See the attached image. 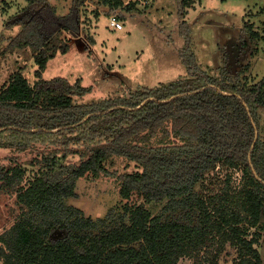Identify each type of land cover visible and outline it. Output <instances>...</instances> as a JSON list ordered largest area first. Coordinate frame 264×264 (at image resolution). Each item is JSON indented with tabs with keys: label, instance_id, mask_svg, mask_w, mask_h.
I'll use <instances>...</instances> for the list:
<instances>
[{
	"label": "trees",
	"instance_id": "obj_1",
	"mask_svg": "<svg viewBox=\"0 0 264 264\" xmlns=\"http://www.w3.org/2000/svg\"><path fill=\"white\" fill-rule=\"evenodd\" d=\"M25 1V12L16 20L20 30L2 54L28 49L35 68L32 82L17 70L0 87V148L17 154L31 149L38 157L25 161L36 167L27 181L17 157L0 167V191L16 193L23 206L0 234V261L179 264L185 258L192 264H218L222 254L233 252L232 264H263L257 246L264 237V126L259 113L264 77L251 83L249 66L243 64L247 50L250 57L257 54L261 40L252 26L244 24L236 71L224 51L217 73H208L197 63L185 20L196 0H177L184 39L179 56L187 75L152 89L78 104L75 98L86 92L79 81L45 80L43 73L57 54L68 52L64 34L79 32L85 0H73L66 15L57 14L47 0ZM99 1L110 9L123 5L122 0ZM132 8L130 3L125 10ZM67 153L79 155V164L65 163ZM114 157L136 167L117 177L120 198L142 202L125 206L114 222L68 221L74 212L64 202L75 196L76 182L87 175L113 176L106 164ZM220 172L223 179L215 193L195 191L207 178L213 185L212 177L219 180ZM164 202L152 215L148 206ZM99 223L109 229L92 234ZM56 229L64 230V236L53 237Z\"/></svg>",
	"mask_w": 264,
	"mask_h": 264
},
{
	"label": "rangeland",
	"instance_id": "obj_2",
	"mask_svg": "<svg viewBox=\"0 0 264 264\" xmlns=\"http://www.w3.org/2000/svg\"><path fill=\"white\" fill-rule=\"evenodd\" d=\"M142 1H148L143 6ZM56 7L59 15H66L73 0H47ZM123 5L110 9L99 0H85L80 6V26L77 34L65 33L69 50L57 54L49 61L43 73L45 80L64 77L71 83L79 81L86 92L76 97L78 104L92 103L102 99L120 97L135 92L140 88L152 89L169 84L187 75L179 51L184 46V39L179 34L177 0H122ZM133 8L125 10L128 4ZM125 4V5H124ZM25 0H0V87L6 83L13 72L21 70L30 82L34 64L28 49L15 50L2 54L10 40L18 33L20 26L16 20L25 12ZM117 12L123 22L122 31H112L108 27V18ZM186 22L190 28L192 50L200 68L208 73H217L221 65L223 52L229 54L233 72L237 66L234 60L238 54V44L244 29L249 23L259 34L257 54L243 60L249 66L248 79L252 82L264 77V0H196L187 9ZM261 123L264 126V108L259 109ZM263 135V132H262ZM56 147V146H55ZM54 147V148H55ZM53 149V146L51 147ZM59 154L64 151L60 148ZM75 149V148H74ZM40 150H43L40 147ZM47 151V150H45ZM15 150L0 148V167L12 164L14 157L19 159L25 169V181L32 177L36 167L25 161L37 156L33 150L17 154ZM81 157L67 153L65 163L79 164ZM113 176L94 178L87 175L76 182L75 196L65 200V205L74 212L73 217H82L97 222L105 219L117 220L125 206L134 207L142 201L131 198L122 200L119 196L120 181L117 177L136 170L135 164L125 158L114 157L106 164ZM220 169L215 170V174ZM211 176V174H210ZM220 179L212 177L196 185L195 191L215 193ZM240 172H234L233 181L238 183ZM23 182V185L25 184ZM204 187H207L205 189ZM211 189V191H210ZM165 202L148 206L152 215L158 214ZM22 205L18 203L16 193L0 191V234L9 229L21 214ZM69 210V212H70ZM79 211V212H76ZM86 229V228H83ZM99 229H109L108 224L99 223L92 234ZM65 231L56 229L53 237L64 236ZM264 264V237L257 246ZM232 252L222 254L218 264H232ZM0 264H3L0 261ZM179 264H192L188 259H181Z\"/></svg>",
	"mask_w": 264,
	"mask_h": 264
},
{
	"label": "built area",
	"instance_id": "obj_3",
	"mask_svg": "<svg viewBox=\"0 0 264 264\" xmlns=\"http://www.w3.org/2000/svg\"><path fill=\"white\" fill-rule=\"evenodd\" d=\"M148 1H142L141 4L143 6L147 5ZM125 5V4H124ZM117 12L115 14L110 15L108 18V27L112 31H122L124 29L123 22H121L117 17Z\"/></svg>",
	"mask_w": 264,
	"mask_h": 264
},
{
	"label": "crops",
	"instance_id": "obj_4",
	"mask_svg": "<svg viewBox=\"0 0 264 264\" xmlns=\"http://www.w3.org/2000/svg\"><path fill=\"white\" fill-rule=\"evenodd\" d=\"M186 17H187V14H186V16H185V20H186ZM111 30V29H110Z\"/></svg>",
	"mask_w": 264,
	"mask_h": 264
}]
</instances>
